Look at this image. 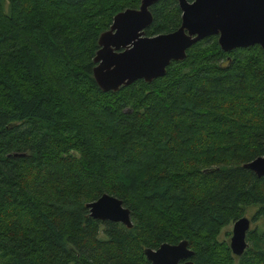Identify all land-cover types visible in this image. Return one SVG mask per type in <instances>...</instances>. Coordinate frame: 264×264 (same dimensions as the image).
<instances>
[{
  "label": "trees",
  "instance_id": "obj_1",
  "mask_svg": "<svg viewBox=\"0 0 264 264\" xmlns=\"http://www.w3.org/2000/svg\"><path fill=\"white\" fill-rule=\"evenodd\" d=\"M140 0H0V264H152L144 248L188 241L194 264H264V51L216 35L161 77L102 91L98 37ZM146 36L177 29L157 0ZM107 193L132 226L93 219ZM253 208L248 246L221 230Z\"/></svg>",
  "mask_w": 264,
  "mask_h": 264
},
{
  "label": "water",
  "instance_id": "obj_2",
  "mask_svg": "<svg viewBox=\"0 0 264 264\" xmlns=\"http://www.w3.org/2000/svg\"><path fill=\"white\" fill-rule=\"evenodd\" d=\"M157 0H140L138 8H126L113 16L110 27L100 33L93 61V77L104 91H117L136 80L151 82L165 74L171 61H181L186 50L210 35L217 36L223 51L259 45L264 51V0H178L181 23L171 32L146 36L152 21L149 8ZM244 168L264 177V154L245 163ZM93 219L132 226L130 209L116 196L103 193L86 203ZM250 218L234 220L230 236L231 252L240 256L248 246ZM143 253L152 264H194L188 241L146 247ZM180 260H184L179 263Z\"/></svg>",
  "mask_w": 264,
  "mask_h": 264
},
{
  "label": "rangeland",
  "instance_id": "obj_3",
  "mask_svg": "<svg viewBox=\"0 0 264 264\" xmlns=\"http://www.w3.org/2000/svg\"><path fill=\"white\" fill-rule=\"evenodd\" d=\"M253 213V208L248 209L246 213L244 214L246 217L251 219V214ZM232 225L233 222L229 223L226 225L220 232L219 234V239H225L228 243L230 242V236H231V231H232ZM254 224L251 222L250 228H253Z\"/></svg>",
  "mask_w": 264,
  "mask_h": 264
},
{
  "label": "flooded vegetation",
  "instance_id": "obj_4",
  "mask_svg": "<svg viewBox=\"0 0 264 264\" xmlns=\"http://www.w3.org/2000/svg\"><path fill=\"white\" fill-rule=\"evenodd\" d=\"M188 2H192L193 0H187ZM177 4H178V0H177ZM139 7V6H138ZM137 7V8H138ZM178 7H179V5H178ZM180 9V8H179ZM181 11V10H180ZM181 17V16H180ZM181 23V22H180ZM250 221H251V219H250ZM234 222V221H233ZM252 222V221H251ZM251 224V223H250ZM189 248V247H188ZM192 257V256H191ZM191 257L189 258V259H191ZM192 260V259H191ZM184 260H180L179 261V263H182Z\"/></svg>",
  "mask_w": 264,
  "mask_h": 264
}]
</instances>
